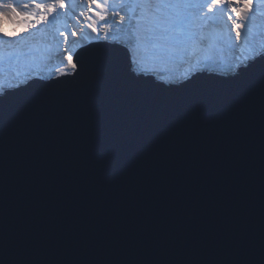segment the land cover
I'll return each instance as SVG.
<instances>
[{
    "label": "snow or ice",
    "instance_id": "6c2138e0",
    "mask_svg": "<svg viewBox=\"0 0 264 264\" xmlns=\"http://www.w3.org/2000/svg\"><path fill=\"white\" fill-rule=\"evenodd\" d=\"M256 5L264 0H0V66L21 54L28 43L22 33L30 30L49 41L58 76L79 75L85 68L80 49L103 44L90 69L106 96L86 128L89 159L102 184L127 173L140 178L129 195L155 202L167 188L151 184L154 175L181 158L191 169L225 134L245 133L255 112L264 155V30L254 31L264 9ZM109 45L127 49V79L116 71L118 49ZM236 49L243 55L218 59ZM176 61L187 64L183 73H158ZM204 72L224 79L198 83ZM146 76L167 85L166 93H134L129 81ZM30 87L27 77L15 84L0 78V130L17 147L33 130L37 105ZM0 264H264V204L258 232L197 233L177 225L95 238L76 233L61 242L55 230L37 235L13 223L0 234Z\"/></svg>",
    "mask_w": 264,
    "mask_h": 264
},
{
    "label": "water",
    "instance_id": "95a60500",
    "mask_svg": "<svg viewBox=\"0 0 264 264\" xmlns=\"http://www.w3.org/2000/svg\"><path fill=\"white\" fill-rule=\"evenodd\" d=\"M103 47L91 44L80 49L85 68L79 75L29 82L27 91L37 107L26 142L17 147L16 138L0 130V234L13 223L26 225L37 235L55 230L61 242L76 233L95 238L177 225L190 226L197 233L240 227L258 232L264 204L258 112L252 114L245 133L225 134L201 152L191 169L181 158L154 175L151 184L167 188L155 202L139 193L129 195L140 183L138 177L118 173L100 182L89 159L86 128L106 96L105 84L97 82L90 70ZM108 47L118 49L116 71L127 79L126 50ZM223 79L204 72L197 82L213 85ZM129 83L141 95L165 94L168 89L148 77ZM104 111L110 108L105 105Z\"/></svg>",
    "mask_w": 264,
    "mask_h": 264
},
{
    "label": "bare ground",
    "instance_id": "6f19581e",
    "mask_svg": "<svg viewBox=\"0 0 264 264\" xmlns=\"http://www.w3.org/2000/svg\"><path fill=\"white\" fill-rule=\"evenodd\" d=\"M259 5H256V7H258ZM261 7V9H264V5H262V6H260ZM259 8V7H258ZM258 26H261L263 23H264V19H261V18H257V21L255 22ZM254 31H257V29H254ZM92 35H95V33H92ZM225 53V57L226 58H231V57H233L232 55H231V53H228L227 51H225L224 52ZM243 54L241 53V51L240 50H238V55L237 56H242ZM184 71V70H183ZM183 71L181 72V73H183ZM158 72H164L165 73V76H169V74H168V72L167 71H164V70H161V71H158ZM11 81H13V80H11Z\"/></svg>",
    "mask_w": 264,
    "mask_h": 264
},
{
    "label": "rangeland",
    "instance_id": "374dc122",
    "mask_svg": "<svg viewBox=\"0 0 264 264\" xmlns=\"http://www.w3.org/2000/svg\"><path fill=\"white\" fill-rule=\"evenodd\" d=\"M259 8H261V7H259ZM257 29V31H262V30H264V27L263 28H256ZM238 50L239 49H236L234 52H235V54L233 55V57L231 58V59H234L235 58V56H237L238 55ZM70 71V70H69ZM159 74H164V72H159ZM178 75H179V73H177ZM177 75V76H178ZM32 77V76H31ZM50 77L51 78H53V79H55L56 77H60V76H58V74L56 73V72H51V75H50ZM29 80V79H28Z\"/></svg>",
    "mask_w": 264,
    "mask_h": 264
},
{
    "label": "clouds",
    "instance_id": "9594fccd",
    "mask_svg": "<svg viewBox=\"0 0 264 264\" xmlns=\"http://www.w3.org/2000/svg\"><path fill=\"white\" fill-rule=\"evenodd\" d=\"M126 53H127V51H126ZM127 57H128V53H127ZM206 73V72H205ZM203 74V73H202ZM206 74H208V73H206ZM201 75V74H200ZM146 77H148V78H152V79H155L154 77H152V76H146ZM57 78H59V79H61V77H57ZM50 79H53V78H49V79H47V80H45V81H48V80H50ZM31 80H33V79H31ZM31 80H29L28 82H30ZM44 80L43 81H41V82H45Z\"/></svg>",
    "mask_w": 264,
    "mask_h": 264
},
{
    "label": "trees",
    "instance_id": "16d2710c",
    "mask_svg": "<svg viewBox=\"0 0 264 264\" xmlns=\"http://www.w3.org/2000/svg\"><path fill=\"white\" fill-rule=\"evenodd\" d=\"M60 82H64V81H60ZM60 82H59V83H60Z\"/></svg>",
    "mask_w": 264,
    "mask_h": 264
}]
</instances>
